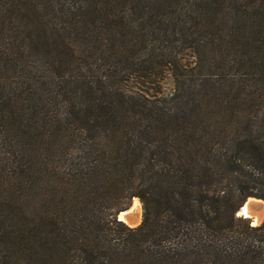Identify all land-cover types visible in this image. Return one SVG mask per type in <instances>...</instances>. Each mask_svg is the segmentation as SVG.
Returning a JSON list of instances; mask_svg holds the SVG:
<instances>
[{"label": "trees", "instance_id": "1", "mask_svg": "<svg viewBox=\"0 0 264 264\" xmlns=\"http://www.w3.org/2000/svg\"><path fill=\"white\" fill-rule=\"evenodd\" d=\"M249 197L264 0H0V264H264Z\"/></svg>", "mask_w": 264, "mask_h": 264}, {"label": "rangeland", "instance_id": "2", "mask_svg": "<svg viewBox=\"0 0 264 264\" xmlns=\"http://www.w3.org/2000/svg\"><path fill=\"white\" fill-rule=\"evenodd\" d=\"M175 87H176V85H175L173 78L168 77L163 84V91H164L165 97L170 99L171 96L175 93ZM252 198H256V197H249L247 200H249V202H253V203H257V200H259V202L264 203L263 199H259V198L252 199ZM243 217H245V216H243ZM143 218H144V205H143V203L139 197H134L132 199L131 204L128 207V209H126V211L124 210V211H121L119 213V219L120 220L122 219L121 221H124L130 227L139 226L142 223ZM249 219L252 221L253 226H259L262 223H264V216H263L262 220L256 224H254L255 220H256L255 217H252Z\"/></svg>", "mask_w": 264, "mask_h": 264}, {"label": "water", "instance_id": "3", "mask_svg": "<svg viewBox=\"0 0 264 264\" xmlns=\"http://www.w3.org/2000/svg\"><path fill=\"white\" fill-rule=\"evenodd\" d=\"M251 199V198H250ZM252 199H256V198H252ZM256 203L253 202H249V200H247L245 202V204L243 206H241V208L238 211V216H245V218H252L255 217V213L257 212ZM126 211V210H125ZM122 220V219H121Z\"/></svg>", "mask_w": 264, "mask_h": 264}, {"label": "bare ground", "instance_id": "4", "mask_svg": "<svg viewBox=\"0 0 264 264\" xmlns=\"http://www.w3.org/2000/svg\"><path fill=\"white\" fill-rule=\"evenodd\" d=\"M255 206H256L255 210L257 212L255 213L256 220H255L254 224L259 223L262 220L263 216H264V203H261V202H259V200H257V203L255 204Z\"/></svg>", "mask_w": 264, "mask_h": 264}]
</instances>
